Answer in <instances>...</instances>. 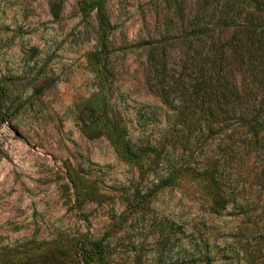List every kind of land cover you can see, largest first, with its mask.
Listing matches in <instances>:
<instances>
[{"label": "rangeland", "instance_id": "374dc122", "mask_svg": "<svg viewBox=\"0 0 264 264\" xmlns=\"http://www.w3.org/2000/svg\"><path fill=\"white\" fill-rule=\"evenodd\" d=\"M79 1L0 0V264H102L79 252L103 237V264H264V141L227 92L230 0H102L106 52ZM210 44L220 105L192 93Z\"/></svg>", "mask_w": 264, "mask_h": 264}, {"label": "trees", "instance_id": "16d2710c", "mask_svg": "<svg viewBox=\"0 0 264 264\" xmlns=\"http://www.w3.org/2000/svg\"><path fill=\"white\" fill-rule=\"evenodd\" d=\"M229 10L239 13L240 24L238 31L240 35L234 33L229 45L233 52L240 59L242 64V80H234L233 85L229 88L228 95L233 98L232 106L241 109L240 112L234 113L238 116L237 120L246 127V133L250 139L259 142L264 141V0H230ZM79 11L86 15L90 10L97 13V25L101 36V50L106 52L107 35L110 31V25L105 15L102 0H80L78 3ZM238 19V18H234ZM196 34L205 35V33L196 32ZM210 50L202 54L201 62L197 70V82L192 93L198 96L200 104L209 105L210 102L217 100L220 94V75L216 69L221 65L224 58V51L219 54L212 51L213 45H209ZM225 100L224 93L220 94ZM3 100V89L0 86V104ZM229 104V103H228ZM235 108V107H234ZM228 112L214 111L209 113L211 122L223 123L226 121ZM85 135L89 133L82 128ZM64 168L71 185L77 188L75 178L69 163H64ZM210 181L213 190V213L219 214L225 210L229 203L224 188L222 174L219 162L216 160L208 162L203 170ZM104 237L98 241L91 242L90 247H82L80 255L85 256L92 254L96 256L99 263L105 260V249L103 245ZM83 255V256H84ZM205 264H211L206 261Z\"/></svg>", "mask_w": 264, "mask_h": 264}]
</instances>
